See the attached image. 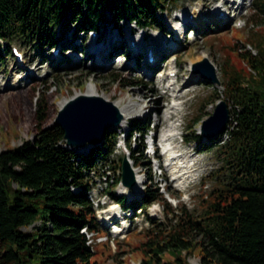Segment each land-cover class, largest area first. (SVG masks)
<instances>
[{
  "label": "trees",
  "instance_id": "trees-1",
  "mask_svg": "<svg viewBox=\"0 0 264 264\" xmlns=\"http://www.w3.org/2000/svg\"><path fill=\"white\" fill-rule=\"evenodd\" d=\"M177 1L0 0V41L38 39L43 33V39L53 43V29L64 19L69 22L73 11L75 20L80 19L74 33L96 30L101 21L160 26L156 11ZM248 12L246 25L251 26L243 41L249 47L222 46L228 51L220 66L218 99L228 106V120L214 137L222 177L198 197L195 213L168 207L166 213L172 216L168 224L149 218L155 224L144 230L139 264H191L186 254L192 251L199 256L198 264H264V0H250ZM0 46V53L10 54L8 44ZM20 90L25 96L29 88ZM30 117L29 112L21 122L27 125ZM129 126L138 133L143 123L131 119ZM54 127L38 129L30 143L0 151V264H97L96 257L107 246L103 242L93 253L81 229L93 237L101 232L86 197L88 175L101 168L114 138L105 130L100 144L80 154L62 145V130ZM129 158L136 162L133 155ZM119 181L118 175L105 192L123 205V196L111 191ZM156 191L144 189L143 205L161 200ZM35 221L39 224L31 230L21 229Z\"/></svg>",
  "mask_w": 264,
  "mask_h": 264
},
{
  "label": "rangeland",
  "instance_id": "rangeland-1",
  "mask_svg": "<svg viewBox=\"0 0 264 264\" xmlns=\"http://www.w3.org/2000/svg\"><path fill=\"white\" fill-rule=\"evenodd\" d=\"M225 1L178 0L172 5H167L164 10L156 11L155 19L161 26L154 28H139L133 22L122 21L118 22L117 28H113L108 21H101L95 31V34L98 35L97 40L100 41L97 43V47L111 38L120 37L123 39L119 45L114 43L111 50L114 52L112 56L103 55L100 52L96 55L91 53L89 57H86L89 52L88 43L92 38L88 32L76 33L73 38H70L72 28L80 20H75L77 11H73L67 16L70 19L69 22L64 19L60 25L53 29L51 38L54 40L53 43H48L50 39H43V33L38 39H13L5 43L0 41L2 45L8 44L9 48L11 45L16 46L23 54L24 60L17 64L11 54L4 51L0 53V151L26 141L30 143L38 129L55 128L52 123L57 111L62 107L58 106V103L89 90H96L95 95L113 102L121 114L123 113L121 108L126 107L130 110L122 125L116 128L112 126L106 128V135L109 138H114V144L102 161L101 168L90 171L88 175L90 189L87 197L92 203L95 221H97L101 232L94 237L89 234L86 237L92 245L93 253L96 252V248L99 250L102 248L101 243L105 242L107 245L106 247L104 245L105 251L96 257L97 264H139L138 245L144 240V230L155 224L153 222L151 224L149 218L154 222L168 224L172 218L170 214L166 213L168 207H183L195 213L198 197L211 190L215 186L216 180L222 177L220 161L214 154L216 140L213 135L209 134L213 130L212 125L208 126L206 131L208 134H204L205 136L197 140L193 139V136L200 132L202 120L212 113L218 97L221 95L220 66L224 53L228 51L227 47L222 46L229 43L231 46H236L238 50L249 47L243 41L247 27L251 26L246 25L249 13L248 0H243L240 7L235 9L233 5H229L231 2ZM215 6L222 7L221 9L229 6L228 12L223 9L225 18H227L226 22H215ZM197 7H200L201 17L199 16L197 21H194L193 15ZM187 12L192 18L186 23L188 25L184 26L191 27V32L187 31L174 40L170 26L178 27L181 23L178 18L180 15L185 16ZM105 17L107 20L110 19L108 14ZM67 23L69 24L66 26ZM162 35L166 42L171 41L169 47L172 49L163 51L161 59L156 65L159 69L163 68L164 71H167L171 66H174V70H178L177 84L173 90L169 91V94L172 95L163 92L167 81L163 83L159 81V73H162V70L160 72L158 70L155 74L151 70V66H142V63L145 64L144 51L147 44L156 46V43H159L158 38ZM128 38L135 42L133 49L127 45ZM68 46H73L75 50L66 52L65 49ZM51 47H59L58 54L60 56L58 58L53 57ZM0 48L2 47L0 46ZM249 50L255 52L253 47H250ZM201 55L203 56L201 57ZM204 57L213 65L218 83L206 81L191 71V64ZM96 58H101L106 65H96ZM191 59L193 60L189 62ZM230 59L234 60L231 56ZM128 63L132 64L129 70L126 68ZM189 79L191 80L189 81ZM23 86L25 89L29 88V91H25V96L20 95L22 91L20 89ZM13 88H15L14 92L10 93ZM179 88L182 89L177 92ZM175 89L176 91H174ZM176 93H184V96L176 100V102H182L180 112L177 114L180 128L177 130L178 132H175V138H169V140L175 148L173 150L175 153L177 152L175 155L183 152V165L190 168L188 171L178 161V165L181 166L179 169L184 173L178 185V181H175L177 177L174 171L169 170L165 165L162 168L160 162H158L160 167L155 165V161L150 158L151 153H149V147L146 144L148 136L151 134L157 136V141H159V131L162 127L169 128L168 124L175 119V117L173 120L160 118L157 120L158 122L162 120L160 125L157 128L154 127L162 105L164 116L169 110H172L170 104ZM22 97H25L29 103L24 104ZM52 97L53 103L50 106L49 99ZM50 110L52 111L50 112ZM29 112L31 117L27 125H24L21 120ZM48 112L49 116H47ZM122 115L124 118V114ZM132 118L143 120L145 132L139 135L133 134L127 138L124 134L127 131L126 126ZM125 143L133 149V153L129 154L139 158L141 164L136 159L138 173L136 171L133 173L138 183L135 182L133 186L125 187L118 182L111 190L114 196H123L124 205L120 207L115 203L116 199L108 195L105 189L108 188L109 183L114 182L119 174L118 158L122 154L127 158L128 151L123 145ZM144 144L146 145L143 149L141 145L144 146ZM62 145L80 154H85L92 147L91 143H86L83 146L65 144L64 139ZM192 164L195 166L191 167ZM131 167L134 168L133 165ZM195 168L196 174L191 179L192 183L187 184L188 186L184 189H178L181 187V182L186 179V174L195 171ZM215 174H218V177L214 176ZM172 178L175 179L172 180ZM161 179H164V183ZM162 185L167 186V191L163 189L165 187L162 188ZM147 187L157 190L156 192L161 197L159 202L148 206L143 205L141 195ZM163 200L166 201L165 205H162ZM103 201L104 209L101 210L103 211L101 213L97 208ZM111 208L113 211H110ZM105 215L109 217L108 221L115 224L114 227L110 225L111 223L107 225L108 227L102 225L101 221L108 223L107 219H100ZM38 224L39 221H35L21 229L29 231L32 226ZM113 228H116L117 231H110ZM195 238L198 239V236L195 235ZM186 259L191 264L199 263V256L193 251L186 254Z\"/></svg>",
  "mask_w": 264,
  "mask_h": 264
},
{
  "label": "water",
  "instance_id": "water-1",
  "mask_svg": "<svg viewBox=\"0 0 264 264\" xmlns=\"http://www.w3.org/2000/svg\"><path fill=\"white\" fill-rule=\"evenodd\" d=\"M192 72H197L208 81L218 83L214 74L213 66L206 58L194 62L191 66ZM121 114L116 106L97 95L77 94L67 100L57 111L52 126L62 130V137L66 144L82 146L85 143L96 144L102 140L104 130L109 126L119 123ZM228 119L226 102L218 100L212 113L202 120L200 128L203 134L208 126L213 127L210 135L220 133ZM121 183L124 186H131L134 182L131 170L125 157L120 163Z\"/></svg>",
  "mask_w": 264,
  "mask_h": 264
},
{
  "label": "bare ground",
  "instance_id": "bare-ground-1",
  "mask_svg": "<svg viewBox=\"0 0 264 264\" xmlns=\"http://www.w3.org/2000/svg\"><path fill=\"white\" fill-rule=\"evenodd\" d=\"M225 1V0H224ZM227 1V0H226ZM225 1V2H226ZM236 8H238V6L236 7ZM214 9H216V11H215V22H217L218 23V19H217V12H218V10H220V7H218L217 8V6H215V8ZM188 13V12H187ZM186 13V14H187ZM200 14H201V12H200V7H197L196 8V10L194 11V15H193V20L194 21H197V18L200 16ZM201 17V16H200ZM218 18H220V19H222L223 20V22H226L227 21V18H224L223 16L222 17H218ZM183 21V23H186L188 20L186 19V17H183V19H182ZM170 27H172V26H170ZM178 30H179V27H178ZM176 35H177V31L175 32V37H176ZM97 37H98V35H97ZM97 37L96 38H93V39H91L90 40V42L88 43V49H89V52L87 53V55H86V57H89V55L92 53H94V55H96V54H98V53H102L103 55H110V56H112L113 55V51H111L112 50V47H113V45H114V43H117L118 45L119 44H121L122 42H123V39H121L120 37H115V38H111L110 40H106V42H104L103 44L101 43L100 44V46H96L97 45V43H99L100 41H98L97 40ZM161 39V37H159L158 38V41ZM97 40V41H96ZM171 42V41H170ZM170 42H165V43H163L162 45H159V46H157V47H155V48H152V47H149L151 50H152V52L154 53V55L156 56V58L157 59H159L160 58V56H161V53L163 52V51H166L167 49H171V47H169L170 46ZM152 44H147V46H151ZM136 47V46H135ZM130 48V47H129ZM130 49H132V48H130ZM136 53H138L137 51H136ZM125 54V53H124ZM127 55V54H126ZM203 55H201V57H202ZM193 59H191L189 62H191ZM95 61L97 62L96 63V65H98V66H105L106 65V63L105 62H103L102 61V59L101 58H96L95 59ZM99 63V64H98ZM39 65V64H38ZM37 65V66H38ZM132 66V64L131 63H128L127 65H126V68H128V70H129V68ZM33 69V68H32ZM169 69H173V66H171ZM33 70H35V69H33ZM174 71V70H173ZM144 75H146V74H144ZM178 75H179V72H178V70H175L174 71V80H173V77H170V76H168L167 77V79H168V81H167V84H166V91L164 92L165 94H169V92L168 91H170V90H173L174 88H175V86H176V84H177V79H178ZM176 78V79H175ZM191 79H189V81H190ZM173 86V87H172ZM172 87V88H171ZM13 89H15V88H13ZM12 89V90H13ZM181 89L182 88H179L178 89V91L177 92H179V91H181ZM174 91H176V89L174 90ZM172 92V91H171ZM173 93V92H172ZM82 94H86V95H95L96 94V90H94V91H86L85 93H82ZM171 94V93H170ZM169 94V95H170ZM135 95V94H134ZM172 95V94H171ZM182 96H184V93H176V94H174L173 95V99H180ZM66 102V100H62L61 102H59L58 103V106H62L64 103ZM113 103V102H112ZM114 104V103H113ZM182 104V102H177V103H171V109L172 110H169V112L166 114V116H164L163 114H162V111H163V105L160 107V108H162V110H161V112L159 113V115H158V117H156V122L154 123V127H158L159 125H160V123H161V121L164 119V120H166V119H172L173 117H175V119L173 120V122L172 123H170V124H168V129H173V128H176V130H178L179 128H180V124H179V117H178V113L180 112V105ZM115 105V104H114ZM116 106V105H115ZM116 108H117V110H118V112L121 114V112L119 111V109H118V107L116 106ZM121 111L123 112L122 114H124V118H123V115L121 114V120L119 121V123L117 124V125H115V126H112V127H118L119 125H122V123L124 122V120L127 118V116H128V114L130 113V110L129 109H127L126 107H124V108H121ZM146 118V117H145ZM160 118L162 119L160 122H158L157 120L159 119L160 120ZM169 138H173L174 139V137H173V135H170V133L169 134H167L166 136H165V139L167 140H169ZM183 157H184V153L183 152H181L180 154H178V155H173L172 156V158L168 161L169 163H168V166H167V168L168 169H170V170H172V171H174V174H175V176L178 178V182L180 181V179H182L183 178V176H184V173H182V170H180L179 168L181 167L180 165H178V164H175V163H179L178 161H180V164L181 165H183ZM137 159H139V158H137ZM177 159V160H176ZM128 164H129V161H128ZM129 166H130V168H131V171H132V173L134 172L135 173V171L138 173V170H136V167L138 166V165H136V166H134V168H132L131 167V165L129 164ZM166 166V165H165ZM184 166V168H186L188 171H189V167L188 166H186V165H183ZM193 166H195V164H192L191 165V167H193ZM194 170H196V168L194 169ZM134 173H133V175H134ZM186 174V173H185ZM185 180H183L181 183L183 184V182H184ZM135 182H137L138 183V181L137 180H135V177H134V183H133V185L135 184ZM182 184H181V186H182ZM132 185V186H133ZM110 211H113L112 210V208L110 209ZM113 230H116V228H113Z\"/></svg>",
  "mask_w": 264,
  "mask_h": 264
}]
</instances>
